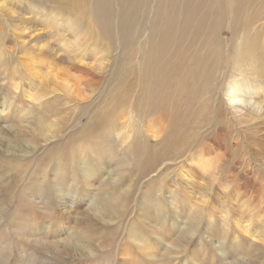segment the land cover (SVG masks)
Wrapping results in <instances>:
<instances>
[{
    "label": "rangeland",
    "instance_id": "374dc122",
    "mask_svg": "<svg viewBox=\"0 0 264 264\" xmlns=\"http://www.w3.org/2000/svg\"><path fill=\"white\" fill-rule=\"evenodd\" d=\"M30 2L0 0V264H264V94L222 102L236 60L264 82V6L218 23L219 92L156 98L127 61L50 53L63 34Z\"/></svg>",
    "mask_w": 264,
    "mask_h": 264
},
{
    "label": "bare ground",
    "instance_id": "6f19581e",
    "mask_svg": "<svg viewBox=\"0 0 264 264\" xmlns=\"http://www.w3.org/2000/svg\"><path fill=\"white\" fill-rule=\"evenodd\" d=\"M31 1L32 2L29 4L38 12L39 16H41L43 20L45 19L52 22V29L58 31L59 35L61 33L63 34V40L61 39L62 42L60 44L61 49L57 50L55 49L56 47H50V53L52 52V54L58 56L62 49H66L71 56L76 55L77 58L86 55L85 59L89 53H95V55L96 53H100V57H102V68L104 67L103 65H110L113 74L120 60H123L122 63L127 61L124 68L132 64H134L133 67H138L137 71L141 74L140 80L145 76L148 87L151 88L152 94L156 98H158V94H166L169 91H173L175 94L180 93V95H204L206 94L203 93L204 89L207 88V92L210 88L211 90L207 92V94L219 92L222 88L221 79L224 74L220 76L223 70V68L221 69L223 61L220 59L219 55H215V47L219 46L216 44L215 37L216 28L219 25L218 23H226V21L235 24L240 22L245 23L246 21L249 23L251 10L258 12L260 11L257 10L259 4L264 6V0H65V3H62L60 0L59 4L54 1V5H52L53 7L51 8L49 7L50 5L47 6V4L43 2L37 0ZM44 23L46 22L44 21ZM14 24V28L17 31L20 30V37L29 39V35L26 31H36L34 27L27 28V25L25 26V23H20L19 20L18 23L15 22ZM140 26L143 27L142 31ZM213 28L214 30H212ZM250 37L251 35L243 34L239 45L242 46V44H246ZM104 44L108 45L107 48ZM32 46L33 47H27L23 45L21 47L25 48L24 52L30 54L31 50L36 52L37 49L34 48L36 46L35 44H32ZM67 46H70L71 49ZM45 49H48V47ZM109 51L115 52L114 56H111ZM230 51L226 52V59L224 60V64L228 66L235 61L232 60L233 53ZM237 51L238 50H236L235 53ZM31 52L33 53V51ZM68 52L63 54V56L67 54L66 60L70 57ZM95 60L96 59L93 61ZM243 61L246 62L248 59ZM242 62L238 60L234 62L235 70L241 71L242 77H234V75L231 81H228V87L225 88L223 92L225 100L223 99L222 101L225 105L235 110L237 109V111L239 106L236 105L254 106L255 102L253 101V96L255 94H264V82H262L258 76L253 75V73L256 72L254 69L245 66L248 63ZM251 67L254 66L251 65ZM93 72L94 71H89L87 75L94 77ZM244 72L246 73L243 74ZM14 77L18 79V75L15 74ZM86 81H88V79ZM90 81L91 80H89L88 84H85L84 78L83 82H85L84 85L86 89L90 88ZM217 81H219V85H216ZM14 84L13 86H19L18 82ZM246 94L251 96V98ZM152 102H155V99H152ZM191 110L192 108H190V111ZM202 112L204 113L205 111ZM192 117H194V115ZM180 119L177 121H180ZM189 119L191 120V117ZM192 124L193 123L190 125L192 126ZM118 125L120 132L117 133L120 134L125 133L129 127L128 123L124 126H121V124ZM186 125L189 126L188 123ZM191 126L189 127L191 128ZM160 128H162V126ZM158 133L156 135H158ZM162 133H164V131ZM187 134L188 133H185V135ZM188 140L190 141V139H187V143H189ZM184 162L186 161L184 160ZM248 222L249 221H247V223Z\"/></svg>",
    "mask_w": 264,
    "mask_h": 264
}]
</instances>
